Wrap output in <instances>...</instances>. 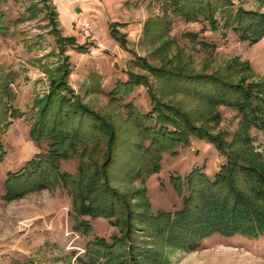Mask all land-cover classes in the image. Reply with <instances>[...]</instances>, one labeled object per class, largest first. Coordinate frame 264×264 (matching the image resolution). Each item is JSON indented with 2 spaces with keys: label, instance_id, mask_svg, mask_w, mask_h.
I'll list each match as a JSON object with an SVG mask.
<instances>
[{
  "label": "rangeland",
  "instance_id": "374dc122",
  "mask_svg": "<svg viewBox=\"0 0 264 264\" xmlns=\"http://www.w3.org/2000/svg\"><path fill=\"white\" fill-rule=\"evenodd\" d=\"M190 1L0 4V264H264V234L215 233L187 246L182 238L181 247L164 221L185 198L196 208L204 183L187 181L192 171L212 179L224 163L198 133L231 142L241 132L242 114L220 102L213 80L264 86V37L241 40L230 20L239 10L264 16V0H203L215 4L212 17L187 19ZM178 69L186 78L157 77ZM53 82L64 84L49 103ZM35 122L70 130L68 141L78 133L74 151L59 147L49 166L50 141H68L48 130L38 146ZM176 129L179 141L166 135ZM245 136L264 155V133L252 126ZM90 181L98 187L84 205L75 187Z\"/></svg>",
  "mask_w": 264,
  "mask_h": 264
},
{
  "label": "trees",
  "instance_id": "16d2710c",
  "mask_svg": "<svg viewBox=\"0 0 264 264\" xmlns=\"http://www.w3.org/2000/svg\"><path fill=\"white\" fill-rule=\"evenodd\" d=\"M6 1L7 0H0V4ZM190 5L183 7L186 9L185 18L187 19L188 16L198 17V15L210 18L212 17V13L215 12V9L213 8L215 7V4L213 2L203 3V0H191ZM27 10L31 11V8H28ZM3 15L4 14L0 12V20L3 18ZM30 17L32 18V14ZM230 20L233 30L241 40L256 43L264 37L263 15L251 12L243 13L239 10L236 14L230 15ZM1 28L2 26L0 23V29ZM111 32H113V29ZM70 40L73 39L70 38ZM75 49L76 51L81 52L82 46H77ZM233 64L234 65H232L229 74L235 72L238 67L236 66V60ZM182 70L183 69H178L177 71H180L178 73L166 72L165 76L159 72L160 74H157V77H165L166 79L176 78L179 81V78H186V75L182 73ZM201 79L202 78H199V82L201 83H212L209 82L208 79H206L207 81L202 82ZM213 81V84L218 90L222 91L224 96V98L218 99L221 103H225L242 114L243 119L241 124L243 126L240 130L241 132L237 134V138H233L231 142H226L215 136L200 134L197 131L200 137H208V141L225 157V160L220 166V170L212 177V179H207L205 175L195 171H192L191 174L187 176V181L192 182L195 175V177L199 176L200 181L204 183L196 196L198 201L195 209L190 208L192 201L195 200V198H185L183 201V208L175 211L173 214H170V212L166 213L167 218L165 217L166 220L164 221L170 229L178 233L173 239L176 240L177 243H180L181 247H183V239H185V246H187L215 233L223 236L240 234L247 238H255L264 234V155L256 153L251 149L246 141L247 136H245V129L248 130L252 126L257 127L264 133V86L257 85L254 87L248 86L246 88L239 87L235 89V86L228 82L227 79L222 81L218 77ZM6 84L7 83H5V85ZM57 84L58 83L53 82V92L51 93L52 95L49 103L55 97L59 98L58 90L62 88L61 86H63L64 83L61 82L60 88H57ZM0 85L2 86V83ZM45 104L46 103L40 108L42 114L40 115L41 121L43 118L44 122L47 121V125H50V118L44 116L47 111V106ZM18 116L19 115H16L14 117L10 114L11 119H16ZM35 123L38 128L36 130L35 126H31L29 129V137L34 143L38 144V146L41 144L42 140H47L57 134H65L62 137L64 141L67 139L70 140L69 135H72L70 130H63L64 128L60 129L61 127L56 129L49 127L48 129H45L41 128V126L39 127L40 124L38 122ZM176 125L178 126V124ZM94 126L96 125L94 124ZM48 130L50 135L45 139ZM177 131V129L172 132L169 131L166 135H177L173 139L179 141L180 136H183V134L180 131V134H178ZM94 132L95 131L93 130L91 133ZM111 135L112 133L110 134L109 142L112 138ZM92 136H95V133L92 134ZM78 137L79 134L77 133L74 140H67L68 142L66 143L63 141L57 143L49 140L52 142L51 147L55 148L51 149V152L53 153L49 152L48 155H46V163L49 166H52V164H54L52 163L53 160L63 156V150H58L59 147L65 149L68 148L70 150L69 152H73L74 141ZM169 139L172 138L170 137ZM34 160L35 159L27 162V167H32L34 165ZM25 167H23V169ZM47 172H49V169ZM20 174L21 173H18V176ZM19 185L20 184L17 181L15 183L17 191L21 190ZM97 187L98 185H95L94 181H90L89 184L84 187L76 186V197L80 198L84 205H89L87 204L89 203L87 202L89 199H87L86 194L91 191L94 193L96 191L94 188L97 189ZM9 191L12 192L11 189ZM17 191L14 192L13 195H16ZM82 203L80 202L81 209H83ZM94 259L96 260L97 258L94 257L93 260ZM116 261L117 260L114 259L112 262ZM14 264H18V262H14Z\"/></svg>",
  "mask_w": 264,
  "mask_h": 264
},
{
  "label": "built area",
  "instance_id": "2783aa9c",
  "mask_svg": "<svg viewBox=\"0 0 264 264\" xmlns=\"http://www.w3.org/2000/svg\"><path fill=\"white\" fill-rule=\"evenodd\" d=\"M79 30L85 36H88L91 32L92 25L88 19L80 18L79 22L77 23Z\"/></svg>",
  "mask_w": 264,
  "mask_h": 264
},
{
  "label": "crops",
  "instance_id": "0c3cea01",
  "mask_svg": "<svg viewBox=\"0 0 264 264\" xmlns=\"http://www.w3.org/2000/svg\"><path fill=\"white\" fill-rule=\"evenodd\" d=\"M17 108H19V107L17 106Z\"/></svg>",
  "mask_w": 264,
  "mask_h": 264
}]
</instances>
